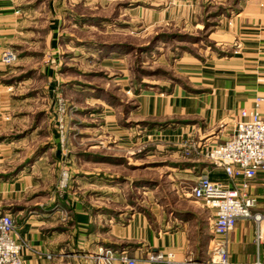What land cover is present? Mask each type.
<instances>
[{
  "label": "crops",
  "instance_id": "crops-1",
  "mask_svg": "<svg viewBox=\"0 0 264 264\" xmlns=\"http://www.w3.org/2000/svg\"><path fill=\"white\" fill-rule=\"evenodd\" d=\"M147 5L136 9H141L148 23L156 27L170 26L178 33L197 34L207 25L208 40L218 51L208 53L204 60L183 55L178 61L177 77L185 84L180 82L170 91L159 92L149 87L137 96L138 108L132 116L145 124L140 128L143 134L139 133L143 139L147 134L157 137L162 133L172 141L194 137L221 142L233 134L241 111L253 108L258 98L262 99L259 110L264 112V0H156ZM19 11L18 0H0V212L10 213L16 222L25 264H87L100 248L127 251L137 264H156L147 263L146 258L158 252L172 253L175 260H191L193 264L209 258L214 216L201 203L199 206L195 202L198 206H194L189 198L173 210L175 214L156 212L154 225L144 211L130 205L112 208L110 204L94 203L93 198L88 203L79 197H62L66 192L55 196L58 188L48 184L54 177L46 170L48 160L42 158L46 151L40 153V146L48 142H39L35 135L40 129L36 116L44 111L35 110L36 94L31 88L35 82L27 77L19 82L24 89L20 94L12 91L14 82L6 79L13 65L1 63L4 51L19 48L14 42ZM26 56L13 67H31L34 54ZM109 63L124 61L113 59ZM42 73L48 81L56 77L55 68H44ZM81 91L93 96V90ZM45 93L42 99L50 95ZM168 122L174 123L170 130L147 128V123ZM178 168L186 177L191 197L203 174L233 186L222 169L202 159L188 160ZM99 175L90 173L92 196L120 193L116 186L101 188ZM249 193L256 199L252 213L264 214V174L252 180ZM228 241L234 261L253 260L255 253L251 255L253 251L248 249L254 250L255 223L239 220Z\"/></svg>",
  "mask_w": 264,
  "mask_h": 264
},
{
  "label": "rangeland",
  "instance_id": "rangeland-1",
  "mask_svg": "<svg viewBox=\"0 0 264 264\" xmlns=\"http://www.w3.org/2000/svg\"><path fill=\"white\" fill-rule=\"evenodd\" d=\"M155 1L18 0L14 42L19 48L7 49L17 58L11 64L1 62L14 66L19 58L34 54L31 67H10L6 80L14 82L11 90L19 94L24 90L20 81L28 77L35 82L31 87L36 94L35 110H44L35 113L36 125L40 124L35 135L39 142H48L40 146V153L46 151L42 158L48 160L46 170L54 177L48 184L59 189L55 196L66 192L62 197H79L88 203L93 198L94 203L112 208L130 205L144 211L154 225L158 211L169 216L188 198L194 206L199 204L187 194L186 177L177 170L194 159L183 152L189 141L196 139L172 141L162 133L157 137L147 134L143 139L139 133L145 124L132 116L138 108L137 96L149 87L159 92L185 84L177 77L183 55L204 60L208 53L218 51L203 31L178 33L170 26L149 24L148 17L136 8ZM156 36H161L160 40H155ZM93 49L99 52L93 55ZM113 59L123 60L124 67L109 63ZM44 68H55L54 80L43 76ZM81 89L93 90L95 97ZM45 92L50 95L42 99ZM107 107L117 109L118 117ZM147 125L160 131L174 127L169 122ZM91 172L100 174L101 188L116 186L120 193L92 196ZM248 250L256 254L255 246Z\"/></svg>",
  "mask_w": 264,
  "mask_h": 264
},
{
  "label": "built area",
  "instance_id": "built-area-1",
  "mask_svg": "<svg viewBox=\"0 0 264 264\" xmlns=\"http://www.w3.org/2000/svg\"><path fill=\"white\" fill-rule=\"evenodd\" d=\"M17 56L12 50L2 53L1 62L11 64ZM261 98L251 109L241 111L233 134L224 141L191 140L185 146L187 158L204 160L225 172L232 187L213 181L207 174L199 177L192 189V197L212 211V244L209 258L199 264H264V214L252 213L256 199L249 193L250 185L258 175L264 174V112L259 110ZM61 122V120H59ZM62 126L60 125V129ZM66 180L64 174L63 182ZM63 186V185H62ZM66 214V213H65ZM239 220L255 223L256 254L251 261L232 259L228 237ZM24 244L16 236V222L10 213L0 212V264H25ZM48 258H52L51 255ZM93 264H137L127 251L100 248L92 257ZM147 263L193 264L191 260L178 261L174 254L150 253Z\"/></svg>",
  "mask_w": 264,
  "mask_h": 264
},
{
  "label": "trees",
  "instance_id": "trees-1",
  "mask_svg": "<svg viewBox=\"0 0 264 264\" xmlns=\"http://www.w3.org/2000/svg\"><path fill=\"white\" fill-rule=\"evenodd\" d=\"M208 29H209V28H208V26L206 25V26H205V29L203 30V33L206 34V36H208ZM162 37H163V36H162ZM178 37H181V36H178ZM182 37H184V36L182 35ZM160 38H161V36H156V37H155V40H160ZM150 127H151V126H150Z\"/></svg>",
  "mask_w": 264,
  "mask_h": 264
},
{
  "label": "water",
  "instance_id": "water-1",
  "mask_svg": "<svg viewBox=\"0 0 264 264\" xmlns=\"http://www.w3.org/2000/svg\"><path fill=\"white\" fill-rule=\"evenodd\" d=\"M87 264H93V261L92 260H89Z\"/></svg>",
  "mask_w": 264,
  "mask_h": 264
}]
</instances>
